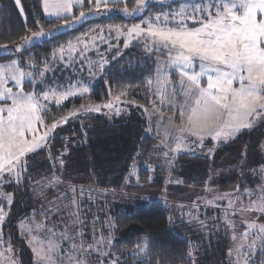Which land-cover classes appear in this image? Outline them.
Listing matches in <instances>:
<instances>
[{
  "label": "trees",
  "instance_id": "1",
  "mask_svg": "<svg viewBox=\"0 0 264 264\" xmlns=\"http://www.w3.org/2000/svg\"><path fill=\"white\" fill-rule=\"evenodd\" d=\"M128 2L136 5V0L108 5L121 7ZM20 3L22 11L15 0H0V45L17 44L22 37L39 31L41 26L47 30L64 23L62 18L45 16L42 0H20ZM91 5H94L91 0H85L74 9L73 15L66 18L71 20L80 11L89 10ZM124 19L114 14L87 18L77 27L37 42L18 54H0V62L16 57L22 69L33 73V79L23 83L25 91L42 92L49 85L54 88L66 85L67 79L74 78L72 70L60 59H53V50L89 32L94 23L106 30ZM156 54L160 55L133 43L123 49L121 56L109 61L103 73L93 78L88 94L71 97L62 104L48 103L45 123L66 116L85 103L106 102L122 91L127 95L121 99L135 105L130 113L120 116L82 112L71 117L55 130L47 147L28 155L27 172L19 183L5 175L2 193L11 194L12 203L0 195V207L8 213L2 229L3 237L11 242L14 240L15 244L12 243L18 248L20 264H34V258L26 241L20 237L19 224L35 213L40 218V211L48 214L40 202L48 189L44 187L53 189V185H49L53 175L75 187L78 193L83 189L76 196L80 199L78 211L81 217H91L90 210L98 208L105 212L109 239L113 240L109 256L117 264H232L222 205L193 204L194 208L183 213L172 212V205H177L176 199L186 188L208 184L217 162L229 167V178L217 186L242 182L252 187L256 181L248 180L255 179L256 172L264 166V125L242 130L233 140L219 146L213 158L182 153L175 155L169 165L167 158L159 154L164 149L156 147L159 139L154 132L148 131L141 114V106L150 107V99H154L146 88L145 79L155 71ZM29 60L35 67L29 66ZM45 62L49 70L41 77L39 72ZM60 159L64 161L63 165L59 163ZM133 167L137 170L135 175L130 174ZM253 171L255 173H251ZM112 191L131 199L109 206L108 210L102 198L112 195ZM66 192L68 188L60 193ZM93 198L96 202H89ZM64 200L70 205L72 196L69 194ZM72 227L75 229L77 225ZM145 244L147 250L141 251ZM252 264H264V254L254 256Z\"/></svg>",
  "mask_w": 264,
  "mask_h": 264
},
{
  "label": "snow or ice",
  "instance_id": "2",
  "mask_svg": "<svg viewBox=\"0 0 264 264\" xmlns=\"http://www.w3.org/2000/svg\"><path fill=\"white\" fill-rule=\"evenodd\" d=\"M110 2L115 0H95L94 7L89 9L88 13L80 11L79 15L72 16L71 20L66 18V14L72 12L74 3L82 5L83 0H43V10L49 16L64 19V24L58 27H65L69 23L80 22L92 12L99 13L101 7L105 12L112 11L108 7ZM173 2L177 7L172 8L169 5L170 11L149 15L139 24H133L131 27H108L109 34L114 31L117 39L126 36L125 47L133 40H142L146 51L166 53V59H158L155 71L145 79L146 88L154 99H150L151 109L144 108V112L148 114V131L155 130L159 139L156 147L164 149L159 154L167 158L169 165L175 159V154L182 150H191L193 144L203 147L207 138L217 143L227 141L244 129H252L257 122H264V0ZM15 3L19 5L20 0H15ZM147 7V0H136V6L131 10L124 7L119 11L131 16L143 12ZM56 30L45 32L41 26L39 31L21 38L22 43L17 46L18 50L32 43L34 39L50 36ZM97 31L102 33L104 29H89V33L76 37L75 43L67 41L55 48L52 52L53 59L67 58V61L71 62L76 54L87 59L84 54L90 47L96 46L97 40L107 42L102 35H89ZM28 64L35 67L32 60H29ZM107 64L108 61L103 57L99 61H90L89 75L103 73ZM173 69L179 77L175 83L171 79ZM48 70L49 65L45 62L39 75L43 77ZM32 75V72L24 71L17 60L0 64V101H4L0 104V180L7 175L19 183L27 172L28 155L47 147L55 130L81 111L99 112L101 108H106L119 114L124 110L117 106L122 102L121 97L127 95V92L122 91L107 103L81 105L51 124H45L44 113L47 105L44 101L53 100L56 104H62L70 97L88 94L91 89L77 81V85L70 84L59 90L49 85L47 91L25 92L23 80ZM8 80L15 82L17 91L7 87ZM9 100L11 103L7 102ZM165 108L173 114L166 115L163 110ZM154 116L155 121L152 119ZM38 124L44 125L42 131L38 129ZM211 151L212 149H209V152ZM170 153L173 155L170 156ZM59 163L63 165L64 161L60 159ZM261 172L264 173V166ZM130 174H135V167ZM59 182V177L53 175L49 185ZM245 191L250 197L254 194L253 191ZM82 192L83 189L78 193L75 187L68 186V192L63 194L64 198L70 194L71 205L77 208V211L73 212L74 225L82 223L76 199ZM0 195H3L9 204L12 203L11 194ZM207 203L211 204L213 201ZM229 206H232L231 200ZM241 211L264 214V185L260 186L257 198L251 200ZM7 215L4 208L0 207V243L5 242L2 229ZM245 224L246 228L237 236L236 226L228 219L226 213L225 225L232 228V240L235 242L228 252V255L233 257V264H252L251 254L257 245L264 248V225L255 221H245ZM20 228L21 235L27 234L30 237L27 243L35 255L37 264H88L84 254L89 250L100 251L99 245L105 243V237L100 236L95 245L85 246L83 232H77L75 235L67 230L56 232L55 226L46 228L43 223H35L34 219L32 225L22 221ZM33 231L38 235H32ZM65 242L69 243L67 251L63 249ZM106 243L110 244L111 240L108 239ZM140 250L146 251L147 245ZM11 253L9 243L6 249L0 251V264H18ZM189 256H192L191 252Z\"/></svg>",
  "mask_w": 264,
  "mask_h": 264
},
{
  "label": "rangeland",
  "instance_id": "3",
  "mask_svg": "<svg viewBox=\"0 0 264 264\" xmlns=\"http://www.w3.org/2000/svg\"><path fill=\"white\" fill-rule=\"evenodd\" d=\"M120 1V0H118ZM115 1V2H118ZM91 2L94 3L95 5V0H91ZM84 3V1H83ZM111 3V2H110ZM152 3H156L153 7H149L150 4ZM135 4V3H134ZM147 4L148 7L143 11V12H138L134 15H126L124 12L119 11V9H123L124 7L129 8L130 10L132 8H134L135 6L130 2H128V5L124 6H119V5H114L108 7L112 9V11L110 12H105L103 10V7H101L99 13L96 12H92L90 14H88L83 20H81L78 23H69L67 26L65 27H58L59 25H63L59 24L56 27H53L51 29H57L56 31H53L51 33L50 36H45L42 37L40 39H34L32 41V43L25 45L22 49L18 50V45H20L22 43V40L14 45H6V44H2L0 45V54H9V53H14V54H18L20 53L23 49L30 47L31 45L37 43V42H41L46 38H49L57 33H60L62 31H66L72 28L77 27L78 25H80L85 19L87 18H100L109 14H114V15H121L123 16L125 19L121 21V23H118L119 25L122 26H128L131 27V25L133 24H139L141 23V20L146 19L149 15H155L161 12H168L171 10V8L169 7V5L172 6V8L177 7V5L173 2V0H147ZM18 5V4H17ZM80 4H73V9L72 12L69 14H66V16H71L74 13V7L75 6H79ZM94 5H91V8L94 7ZM134 7H133V6ZM19 9L21 10V3H19L18 5ZM90 8V9H91ZM86 13L89 12V10L85 11ZM48 18H57L55 16H49L48 14L45 15ZM191 26V25H190ZM103 26H100L98 23H94L93 26L91 27V29H104L101 28ZM45 30V29H44ZM50 29L45 30V32H47ZM107 30V31H106ZM104 29V31L101 33L99 31L94 32V33H90L89 35H102L104 37V39L107 42H101L99 40H97L96 42V46L95 47H90V49L84 54L87 59H84L83 56H80L79 54H76L73 56L72 61L68 62L67 58H65L64 60H61V62L63 63V65L65 67H70V69L72 70V75H73V79H67L68 83L66 85H59V87H56L58 90L61 87H67L68 85H77V81H81L83 83V85L88 86L89 88H91V82L93 80V78L97 77L98 73L95 76H90L89 75V62L90 61H99L101 59V57H103L104 59H106L108 62L111 61L112 59H115L119 56H121V53L123 51V49L129 48L130 45H132L133 43H138L141 44L144 47L143 41L142 40H133L132 43H130L128 45V47H125V41H126V36H121L118 39L116 38V34L113 31L111 34H109L108 32V28ZM89 33V32H87ZM31 35V34H30ZM75 43V41H73ZM7 47H4V46ZM153 53V52H151ZM160 55L157 56L158 54H156V56H154V58H156V67H157V60L161 59L162 57L166 56V53L164 52H159ZM161 57V58H160ZM12 60H17L18 59L15 57L13 59L7 60V61H2L0 62V64H6ZM22 68V67H21ZM24 71L28 72V70L23 69ZM198 70V69H197ZM83 76H85L83 78ZM75 77H78L77 79H75ZM33 79L32 76L28 77L26 76L23 80V83L27 80H31ZM172 81L175 83L176 81L179 80L178 75L175 74V70L173 69V74L171 76ZM58 86V85H57ZM7 87H10L13 89V91H17L18 90V86L15 84L14 81L8 80L7 81ZM48 90V89H47ZM46 90V91H47ZM25 91V90H24ZM25 92H32V91H25ZM79 96V95H76ZM73 96V97H76ZM71 98V97H70ZM109 101V100H108ZM103 102H89V103H85L84 105H98V104H104L107 103ZM121 103L118 104L117 106L124 109L123 111H121L119 114H117L115 111H109L106 108H101V111L99 112H84L81 111L80 113H104L108 116H120L124 113H130V109L132 108V106H134L135 104L129 103L125 100L121 99ZM8 103H11V101H7ZM53 102L55 103L53 100H49V101H44V103L46 105H48V103ZM4 103V101H0V104ZM152 105L150 107H141L142 111L141 114L143 115V117L145 118L148 128L150 127L149 124V119H148V114L144 112V108H149L151 109ZM79 108V107H78ZM166 113V115L171 116L173 113L172 111H169L167 108L163 109ZM153 121L156 120V117H152ZM177 123H179V121H177ZM45 124H51V123H45ZM257 125H264V122H257ZM38 129H40L41 131L44 128V125L38 124L37 125ZM152 132H154L155 134V130H153ZM239 134V133H238ZM238 134L236 135V137L238 136ZM235 138V137H234ZM232 139H229L227 141H222L220 143H217L216 141H214L211 138H207L205 139L204 143H203V147H199L196 145H191V150H182L180 153L178 154H182V153H187V154H191V155H200V156H205L207 158H213L216 149L221 146V145H225L228 142H230ZM49 142V141H48ZM44 148V147H43ZM209 149H212L211 152H209ZM175 154V155H178ZM173 155L172 153H170V156ZM218 166H216V169H214L211 174H210V181L208 184L203 185L200 188H195V187H189L186 188L184 191H182V194L176 199L178 201L177 205L173 204L172 205V212H177V213H183L186 210H190L192 209L191 207L194 208L193 204H201L203 206L205 205H222V210L224 213V225H225V215L226 213H228V219L231 220L235 226H236V233L237 236H239V234L241 232L244 231V229L246 228V224L245 221L247 222H253L255 221L256 223H259L261 225H264V214H261L259 212H246V211H241L242 208L247 207L250 204L251 200H255L257 198V195H259V190H260V186L264 185V173L261 172V169L258 170L256 172V177L255 179H249L248 181H256L254 183V185L252 187H248L247 185H245L244 183L241 182V184H232V185H225V186H217V184L223 182L224 180H227L229 178L228 176V170L229 167H224V165L221 162H217ZM136 168H135V173H136ZM251 173H255L254 171ZM135 175V174H133ZM59 183H55L53 184V189H50V186L44 187V188H48L47 191L44 193V198L41 199L40 202V206H42L41 208L45 209L46 212H48V214L46 215L43 211H40V213L42 214L39 217H36V215H38V213L32 214L28 220H24L23 222L25 224L28 225H32L33 224V219L35 221V223H43L46 228H51L53 226H55V231L56 232H64L65 230H67L68 233L75 235L77 232H83V237L82 239L86 242L85 246H87V244H94L95 245V241L97 239H99L100 236L105 237V243H102L99 245L100 251H92L89 250V252L84 254V258L87 260L88 264H113V261L116 260L114 258H112L111 256H109V247H111V245L113 244V240H111L110 244H107V240L109 239V227L108 224L109 222L105 219V212H102L101 208H98L97 210H90L91 213V217H81L80 212L78 211L79 214V219L82 223L78 224L77 227L75 229H73L72 225H73V220L75 219V217L73 216V212L77 211V208H74L71 205V201H70V205H68L63 197V194L60 193L63 191V189H67L68 184L63 183L60 179H59ZM247 182V183H249ZM2 183L3 180H0V193H2ZM246 183V182H245ZM210 189V191L208 190ZM249 190V191H253L254 194L250 197L248 192H246L245 190ZM51 190V192H50ZM51 193V194H50ZM116 192L112 191L111 194H108L105 196V198H102V200L104 201L105 205L108 206V210H109V206L113 207L115 204L117 203H123L125 201L130 200L131 198L128 197V195H122V194H115ZM62 196V197H61ZM224 196L225 199H217V197H221ZM78 201V206L80 205V199L76 198ZM82 200H84L82 198ZM232 201V206H229V201ZM91 201H95V199H91L89 200V202ZM207 201H213V203L209 204L207 203ZM96 202V201H95ZM185 202V203H184ZM95 204V203H93ZM200 205V206H201ZM68 206V207H67ZM64 212V213H63ZM108 212V211H107ZM234 213V215H233ZM94 214V216H92ZM62 215V216H61ZM66 216V217H64ZM66 218V219H65ZM88 221H90V223H88ZM22 222V221H21ZM20 222V224H21ZM20 224H19V231H20V237H22V240L28 241V239L30 238L27 234L25 235H21V228H20ZM227 228V232L230 238V244H231V248L234 247L235 242L232 240V228L230 226L225 225ZM32 235H38V233L36 231H33ZM86 235V236H85ZM251 239H249V243H251ZM3 241H5L4 243H0V251H3L4 249H6L9 245V243L11 244V248H12V257L13 259H15L18 264H20V256H19V251L18 248L15 247V243L13 242L14 240H12V243L10 240L6 239L5 237H3ZM29 250L31 251V254L33 255L34 258V264H37L35 255L31 249V247L29 246V244L27 243ZM69 248V243L65 242L63 244V249L64 251H67ZM105 253H107V255H105ZM264 254V248L259 247V245H257L255 251L251 254V262L252 259H254V256L256 255H261ZM232 260V264H233V257H231Z\"/></svg>",
  "mask_w": 264,
  "mask_h": 264
},
{
  "label": "crops",
  "instance_id": "4",
  "mask_svg": "<svg viewBox=\"0 0 264 264\" xmlns=\"http://www.w3.org/2000/svg\"><path fill=\"white\" fill-rule=\"evenodd\" d=\"M83 1H85V0H83ZM115 1H118V0H115ZM42 6H43V0H42ZM79 6H81V4L79 5ZM77 6H75L74 8H76ZM43 12H44V10H43ZM44 14L45 15H47V13H45L44 12ZM161 58V57H160ZM164 59H166V56L165 57H162L161 59H159V60H164Z\"/></svg>",
  "mask_w": 264,
  "mask_h": 264
}]
</instances>
